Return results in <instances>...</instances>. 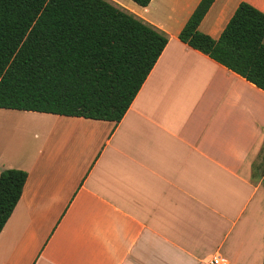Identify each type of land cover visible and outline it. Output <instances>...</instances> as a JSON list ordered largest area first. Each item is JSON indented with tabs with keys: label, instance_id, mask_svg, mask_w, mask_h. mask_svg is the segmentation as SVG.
I'll return each instance as SVG.
<instances>
[{
	"label": "crops",
	"instance_id": "obj_1",
	"mask_svg": "<svg viewBox=\"0 0 264 264\" xmlns=\"http://www.w3.org/2000/svg\"><path fill=\"white\" fill-rule=\"evenodd\" d=\"M110 1L168 44L119 123L0 108L51 142L0 131V174L28 173L0 264H264V91L180 40L202 0ZM242 2L264 13L215 0L199 30L219 39Z\"/></svg>",
	"mask_w": 264,
	"mask_h": 264
},
{
	"label": "trees",
	"instance_id": "obj_2",
	"mask_svg": "<svg viewBox=\"0 0 264 264\" xmlns=\"http://www.w3.org/2000/svg\"><path fill=\"white\" fill-rule=\"evenodd\" d=\"M214 1L200 2L180 40L264 91V13L242 2L213 39L199 26ZM168 41L110 0H0V108L119 123ZM27 180L1 172L0 234Z\"/></svg>",
	"mask_w": 264,
	"mask_h": 264
},
{
	"label": "rangeland",
	"instance_id": "obj_3",
	"mask_svg": "<svg viewBox=\"0 0 264 264\" xmlns=\"http://www.w3.org/2000/svg\"><path fill=\"white\" fill-rule=\"evenodd\" d=\"M22 121L18 120L16 125L12 124L11 126L4 125V127L3 125H1L0 131H5L8 135L15 133V135H17L15 136L16 143L22 150L25 151V155H30L34 152L37 153L42 145L43 147L51 145V142L46 140L47 137H42V135H40V130L44 126H40L37 123H33L28 120L26 122ZM46 129L49 130L48 127ZM7 134L2 132L1 135L7 138Z\"/></svg>",
	"mask_w": 264,
	"mask_h": 264
},
{
	"label": "built area",
	"instance_id": "obj_4",
	"mask_svg": "<svg viewBox=\"0 0 264 264\" xmlns=\"http://www.w3.org/2000/svg\"><path fill=\"white\" fill-rule=\"evenodd\" d=\"M200 264H228V262L220 255H215Z\"/></svg>",
	"mask_w": 264,
	"mask_h": 264
}]
</instances>
